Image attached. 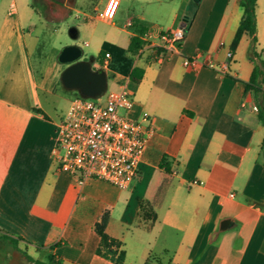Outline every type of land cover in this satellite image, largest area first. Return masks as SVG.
I'll return each mask as SVG.
<instances>
[{
  "label": "crops",
  "instance_id": "obj_1",
  "mask_svg": "<svg viewBox=\"0 0 264 264\" xmlns=\"http://www.w3.org/2000/svg\"><path fill=\"white\" fill-rule=\"evenodd\" d=\"M42 1L47 17L60 19L77 0ZM106 1L97 0L93 14L84 0L74 27L76 37L88 35L86 46L93 42L83 58L105 69L108 91L125 85L132 94L127 115H151L154 131L138 175L120 188L94 178L79 183L76 175L57 171L51 150L64 114L52 115L47 98L57 94L67 66L58 60L61 46L39 54L35 66L33 28L1 19L0 234L51 256L53 264H114L97 252L94 228L108 211L105 231L125 250L123 264H264V125L246 86L253 70L250 36L244 33L231 49L240 0H194L189 14L190 0H119L110 20L100 15ZM135 3L151 7L136 10ZM184 22L179 52L160 58L150 47L129 51L132 36L142 40L149 33L160 42L161 32ZM256 25V50L264 59V0L256 2ZM228 50L233 55L224 72L208 65L224 61ZM196 52L199 63L185 65ZM135 67L142 68L138 82L130 78ZM64 88L67 101L79 94ZM163 157L171 183L155 219H140V203L152 196Z\"/></svg>",
  "mask_w": 264,
  "mask_h": 264
},
{
  "label": "built area",
  "instance_id": "obj_2",
  "mask_svg": "<svg viewBox=\"0 0 264 264\" xmlns=\"http://www.w3.org/2000/svg\"><path fill=\"white\" fill-rule=\"evenodd\" d=\"M118 6L119 0H107L100 13L101 17L112 19ZM131 24L129 19L126 25ZM185 34L184 25L161 32L160 42L150 40L149 33H144L141 36L143 43L140 53L148 47L160 58L179 52ZM200 54L196 52L191 58L185 57L184 64L196 66ZM109 55V52L105 53V57ZM232 55V50H228L224 61L219 64L208 61V65L224 72ZM132 103L133 96L125 85L108 91L102 102L94 97L74 94L59 122L51 150L57 171L76 175L79 183L94 178L120 188L128 186L138 175L147 137L154 131L151 115L147 111H143L139 118L127 115L125 110Z\"/></svg>",
  "mask_w": 264,
  "mask_h": 264
},
{
  "label": "rangeland",
  "instance_id": "obj_3",
  "mask_svg": "<svg viewBox=\"0 0 264 264\" xmlns=\"http://www.w3.org/2000/svg\"><path fill=\"white\" fill-rule=\"evenodd\" d=\"M179 0L170 2V5L178 4ZM97 0H85V8H90L93 14L97 11H93V5ZM135 9H140V6L148 7L146 3L139 4L135 3ZM194 6V0H190V5L186 14ZM102 7V5L100 6ZM46 5L42 0H0V20L7 17L11 24H14L15 19L19 20L21 27L28 29L30 26L33 28V32L38 36V48L30 51V60L33 65H37L39 62V56H46L52 48L62 47L68 42H76L82 46L84 50V56H89L91 53L89 49L93 45L91 42L90 46L85 45V40H88V35L81 31L77 37L70 35L69 29L76 26L80 22V18L83 16L81 9H84V0H77L74 8L64 18L51 19L46 15ZM123 8V4L118 10V14ZM80 17V18H79ZM40 54V55H39ZM43 60V58H42ZM111 88L109 85L105 88L103 93L94 97L95 100L102 102L105 99L106 92ZM68 91L59 85L57 94L51 95L47 98L49 103L48 109L52 115L61 116L65 113L69 101L65 99V93ZM121 113H124L123 109H120ZM24 251L34 259H40L47 261V257L39 254L31 246H27L24 243H18V248H14L10 243H7L0 239V264H35L29 260L25 255Z\"/></svg>",
  "mask_w": 264,
  "mask_h": 264
},
{
  "label": "trees",
  "instance_id": "obj_4",
  "mask_svg": "<svg viewBox=\"0 0 264 264\" xmlns=\"http://www.w3.org/2000/svg\"><path fill=\"white\" fill-rule=\"evenodd\" d=\"M199 1V0H197ZM256 2L257 0H240L242 7V17L240 19L238 28L231 42V49H235L241 36L247 33L251 40L248 49L249 59L253 62V70L251 76L246 84L247 89L251 90L256 98L257 103V117L264 125V59L256 50L257 43V25H256ZM142 40L138 36H132L128 49L131 53H136L142 45ZM142 76V68H133L130 78L138 82ZM264 156V150H263ZM161 174L160 179L155 187V190L150 198L143 199L140 203L139 218L140 219H155L156 206L162 200L168 189L172 176L170 175V163L167 157H163L160 163ZM108 220V211H104L99 219L96 221L94 228L100 237V242L97 247V252L101 255L109 257L114 264H123L125 260V250L119 249L120 241L111 238L105 231ZM0 239L10 243L14 248H18L20 239L14 238L7 234H0ZM24 255L35 264H53L52 257L49 256L47 261L34 259L24 251ZM147 264V263H145Z\"/></svg>",
  "mask_w": 264,
  "mask_h": 264
},
{
  "label": "water",
  "instance_id": "obj_5",
  "mask_svg": "<svg viewBox=\"0 0 264 264\" xmlns=\"http://www.w3.org/2000/svg\"><path fill=\"white\" fill-rule=\"evenodd\" d=\"M69 32L72 37H76L75 27H71ZM58 60L67 64L60 75L61 83L67 89L76 90L82 96L96 97L107 87L105 69L93 68L91 60L83 58V48L78 43L63 45Z\"/></svg>",
  "mask_w": 264,
  "mask_h": 264
}]
</instances>
